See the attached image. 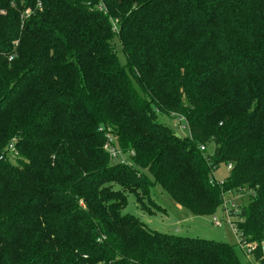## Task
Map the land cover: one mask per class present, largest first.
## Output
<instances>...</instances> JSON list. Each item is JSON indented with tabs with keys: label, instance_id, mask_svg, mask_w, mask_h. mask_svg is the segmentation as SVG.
Wrapping results in <instances>:
<instances>
[{
	"label": "trees",
	"instance_id": "obj_1",
	"mask_svg": "<svg viewBox=\"0 0 264 264\" xmlns=\"http://www.w3.org/2000/svg\"><path fill=\"white\" fill-rule=\"evenodd\" d=\"M156 184L194 215L249 191L264 264V0H0V264H243L125 212Z\"/></svg>",
	"mask_w": 264,
	"mask_h": 264
},
{
	"label": "rangeland",
	"instance_id": "obj_2",
	"mask_svg": "<svg viewBox=\"0 0 264 264\" xmlns=\"http://www.w3.org/2000/svg\"><path fill=\"white\" fill-rule=\"evenodd\" d=\"M118 56L121 61H125V56L119 46ZM164 121L168 126L173 128L178 135L182 137L189 136V129L186 127V122L183 119L178 120L176 117H166ZM210 154H212V150L210 151ZM127 157V154L122 153L118 155L115 153L113 155V161H125L127 164H130L131 160ZM228 175L229 168L224 162H222L214 171V178L219 183L223 182ZM127 193L128 204L125 212H130L139 216L144 221L148 222V225L152 230L194 238L229 242L236 246L238 256L242 263H250L245 253L238 245V239L235 231L228 223H224L221 227H216L212 223V215H194L189 209L177 203L170 193L160 184H156L152 189L150 196L153 198V201H150L147 197H145V204L149 208V211L142 209L141 205L137 204L134 194L130 192ZM251 197V193L247 190H244L243 192L235 191L234 193L226 194V200L228 201L232 199L237 205V208H239L238 206H248L251 201ZM223 207L224 206L217 210L215 216L219 219L225 220ZM148 212H151V214ZM230 218L233 221L236 220V216H230Z\"/></svg>",
	"mask_w": 264,
	"mask_h": 264
},
{
	"label": "built area",
	"instance_id": "obj_3",
	"mask_svg": "<svg viewBox=\"0 0 264 264\" xmlns=\"http://www.w3.org/2000/svg\"><path fill=\"white\" fill-rule=\"evenodd\" d=\"M37 8L39 10L42 9V6L40 3H38ZM25 13L27 15H29L31 13V10L27 9ZM202 148L204 149V147H202ZM114 152L116 153V151L114 149H112L113 155L115 154ZM229 168H231V166H229ZM223 206H224L223 211H224L225 220L219 219L214 215L213 220H212L213 225L216 227H221L224 225V223H228L233 228V230L235 231V233L237 235L238 245L244 251V253L247 256V258L249 259V261H252L254 258L255 251L259 248V244L257 242H248L245 239H243V237H242L240 231H238L234 221L231 220V218H230V216H232L231 212L237 211V205L235 204V202L232 199L227 201L226 197H224ZM262 258H264V250L262 253ZM255 262L257 263V261H255ZM253 264H254V262H253Z\"/></svg>",
	"mask_w": 264,
	"mask_h": 264
}]
</instances>
